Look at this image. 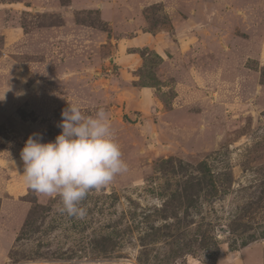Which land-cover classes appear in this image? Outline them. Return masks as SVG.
<instances>
[{
	"label": "rangeland",
	"instance_id": "rangeland-1",
	"mask_svg": "<svg viewBox=\"0 0 264 264\" xmlns=\"http://www.w3.org/2000/svg\"><path fill=\"white\" fill-rule=\"evenodd\" d=\"M69 104L128 164L82 219L20 175ZM0 264H264V0H0Z\"/></svg>",
	"mask_w": 264,
	"mask_h": 264
},
{
	"label": "clouds",
	"instance_id": "clouds-1",
	"mask_svg": "<svg viewBox=\"0 0 264 264\" xmlns=\"http://www.w3.org/2000/svg\"><path fill=\"white\" fill-rule=\"evenodd\" d=\"M57 127L54 142L43 143L40 133L29 136L20 157L24 183L33 192L59 198V211L84 218L81 207L91 191L99 192L128 171L109 114L99 107L86 115L77 104H69Z\"/></svg>",
	"mask_w": 264,
	"mask_h": 264
},
{
	"label": "crops",
	"instance_id": "crops-1",
	"mask_svg": "<svg viewBox=\"0 0 264 264\" xmlns=\"http://www.w3.org/2000/svg\"><path fill=\"white\" fill-rule=\"evenodd\" d=\"M140 37L135 38L134 42L137 41Z\"/></svg>",
	"mask_w": 264,
	"mask_h": 264
}]
</instances>
